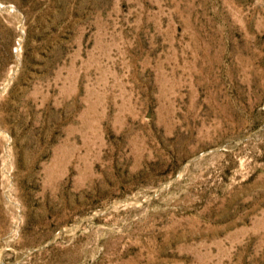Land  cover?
Segmentation results:
<instances>
[{"label":"rangeland","instance_id":"rangeland-1","mask_svg":"<svg viewBox=\"0 0 264 264\" xmlns=\"http://www.w3.org/2000/svg\"><path fill=\"white\" fill-rule=\"evenodd\" d=\"M0 264H264V0H0Z\"/></svg>","mask_w":264,"mask_h":264}]
</instances>
